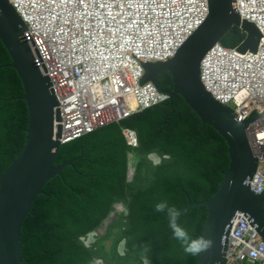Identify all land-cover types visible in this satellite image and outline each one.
I'll return each mask as SVG.
<instances>
[{"label": "trees", "instance_id": "obj_1", "mask_svg": "<svg viewBox=\"0 0 264 264\" xmlns=\"http://www.w3.org/2000/svg\"><path fill=\"white\" fill-rule=\"evenodd\" d=\"M245 35L231 33L221 41L234 50ZM10 59L0 44V165L2 172L22 153L29 114L24 90ZM167 94L173 90L167 73L157 78ZM252 121V120H250ZM134 131L136 150L127 147L122 130ZM129 155L135 175L127 180ZM161 159L154 165L149 157ZM81 158L48 183L37 198L21 235L23 264H143L140 251L149 245L150 264H198L173 239L166 214L155 205L167 201L180 212L189 204L212 200L230 166L228 146L176 96L172 101L135 115L61 146L55 166ZM117 204L128 215L115 216L107 232L90 249L83 239L105 227ZM208 214L205 208L180 215L178 223L193 238L203 236ZM127 241L126 255L118 252ZM109 244V245H107Z\"/></svg>", "mask_w": 264, "mask_h": 264}, {"label": "built area", "instance_id": "obj_2", "mask_svg": "<svg viewBox=\"0 0 264 264\" xmlns=\"http://www.w3.org/2000/svg\"><path fill=\"white\" fill-rule=\"evenodd\" d=\"M26 27L37 68L45 66L60 106L62 146L169 101L152 84L138 87L140 65L166 63L206 22L208 0H7ZM242 21L261 34L257 54L215 46L201 83L219 104L250 124L259 169L249 184L264 194V0H235ZM72 29V31H70ZM95 37H101L103 41ZM135 60H134V59ZM74 105V106H70ZM252 120V121H250ZM127 145L137 135L123 131ZM135 175L129 155L128 182ZM226 264H264V242L243 214L232 223Z\"/></svg>", "mask_w": 264, "mask_h": 264}, {"label": "water", "instance_id": "obj_3", "mask_svg": "<svg viewBox=\"0 0 264 264\" xmlns=\"http://www.w3.org/2000/svg\"><path fill=\"white\" fill-rule=\"evenodd\" d=\"M208 18L204 25L166 63L140 65L144 76L138 87L151 83L158 88L157 78L167 73L173 84L170 101L176 96L210 127L228 146L230 166L216 196L203 203L189 204L180 212L205 208L208 218L203 236L214 241L213 248L199 257L198 264H226L228 241L237 214H243L264 242V194L251 192L259 168V158L249 144L242 122L228 107L217 103L201 83L200 66L206 54L239 28L246 35L242 54H256L261 40L257 28L239 18L235 0H208ZM26 27L7 0H0V44L6 51L10 68L18 75L24 90L29 124L25 147L20 156L2 172L0 165V264H23L21 235L32 207L48 183L60 177L66 168L81 158L56 167L62 146V123L59 103L45 66L37 68L32 51L25 43ZM134 59V58H133ZM135 60V59H134ZM150 161L161 159L157 155ZM158 164V165H159ZM109 224V221L105 223ZM95 235L83 239L89 248Z\"/></svg>", "mask_w": 264, "mask_h": 264}, {"label": "clouds", "instance_id": "obj_4", "mask_svg": "<svg viewBox=\"0 0 264 264\" xmlns=\"http://www.w3.org/2000/svg\"><path fill=\"white\" fill-rule=\"evenodd\" d=\"M209 14V13H208ZM208 18V17H207ZM240 18V17H239ZM241 20V19H240ZM243 22H247V21H242L241 20V23ZM247 23H250V22H247ZM252 24V23H250ZM204 25V24H203ZM254 25V24H253ZM255 26V25H254ZM256 27V26H255ZM258 30V29H257ZM259 31V30H258ZM238 32H241L242 34H244L241 30V27L239 28ZM260 33V32H259ZM245 35V34H244ZM261 35V34H260ZM246 37V35H245ZM189 40V39H188ZM246 40V38H245ZM261 41V40H260ZM245 42V41H244ZM244 42H242L244 44ZM260 44V43H259ZM218 45H221V44H218ZM217 46V45H216ZM240 46V45H239ZM238 46V47H239ZM237 47V48H238ZM243 47V45H242ZM259 47V46H258ZM224 48V47H223ZM236 48V49H237ZM229 50V49H228ZM211 51V50H210ZM209 51V52H210ZM258 51V50H257ZM208 52V53H209ZM240 52H241V49H240ZM207 53V54H208ZM206 54V55H207ZM251 54V53H250ZM257 54V53H256ZM255 55V54H254ZM203 61V60H202ZM202 63V62H201ZM200 76H201V66H200ZM148 84H151V83H148ZM153 85V84H152ZM154 86V85H153ZM155 87V86H154ZM157 88V87H156ZM158 89V88H157ZM161 92V91H160ZM161 93H164L163 91ZM167 94V93H165ZM169 95V94H168ZM170 98V97H169ZM170 101V99H169ZM168 101V102H169ZM167 103V102H166ZM165 104V103H164ZM163 105V104H162ZM221 105V104H220ZM160 106V105H159ZM223 106V105H222ZM158 107V106H157ZM156 108V107H155ZM229 108V107H228ZM154 109V108H153ZM230 109V108H229ZM152 110V109H151ZM231 110V109H230ZM148 111V110H147ZM232 111V110H231ZM234 113V112H233ZM142 114V113H140ZM235 114V113H234ZM138 115V114H137ZM135 116V115H133ZM131 116V117H133ZM130 117V118H131ZM129 119V118H128ZM126 119V120H128ZM126 120H123L122 122L126 121ZM121 123V122H120ZM119 123V124H120ZM116 124V123H115ZM113 125V124H111ZM110 126V125H108ZM107 127V126H106ZM105 128V127H103ZM101 128V129H103ZM100 130V129H99ZM124 130H127V129H123L122 130V136H123V131ZM98 131V130H97ZM131 131V130H129ZM96 132V131H95ZM134 132V131H132ZM135 133V132H134ZM93 134V133H92ZM136 134V133H135ZM91 135V134H90ZM124 138V136H123ZM138 139V138H137ZM125 140V138H124ZM126 142V140H125ZM127 145V143H126ZM128 148H130L128 145H127ZM131 149V148H130ZM133 150H136V149H133ZM150 158H152L150 156ZM159 160L158 159H153V164L154 165H158L159 164ZM135 169V167H134ZM259 169V168H258ZM258 172V171H257ZM128 174H129V169H128ZM128 174H127V180H128ZM257 174V173H256ZM256 176V175H255ZM254 179V178H253ZM250 184V183H249ZM252 192V191H251ZM253 193V192H252ZM123 204H117L115 207H114V212L111 214V217L107 220L109 221L110 223L112 222V219L115 217V216H118V215H122V214H125L126 217L128 215V212L126 211L125 207L122 206ZM155 211L158 212V213H164L166 214V217H167V220H168V225L172 231V235H173V239L177 240L178 242H180V244L182 245L183 247V250H184V253L187 255V256H191V257H200L202 256V254L206 253V252H209L213 246H214V241H212L211 239H208L206 238L205 236H200V237H197V238H193L189 235L188 231L183 228L179 223H178V220H179V217H180V211L174 207V206H169V204L167 203V201H161L159 203H157L155 205ZM106 221V222H107ZM105 222V223H106ZM110 225V224H109ZM108 225V226H109ZM107 226V227H108ZM105 228V227H104ZM107 230V228H106ZM97 233V232H96ZM94 233V235L96 234ZM230 237V236H229ZM88 238V237H87ZM87 238L85 240H87ZM87 243V241H86ZM85 243V246H87ZM126 244H127V241H122L121 244H120V247L118 249V252L121 256L123 255H126V252H127V249H126ZM91 247H89L88 249H90ZM150 251V247L149 245H144L140 251V257H141V260L143 262V264H150V261L148 259V255L147 253ZM94 264H102V261L100 260H96L94 261Z\"/></svg>", "mask_w": 264, "mask_h": 264}, {"label": "flooded vegetation", "instance_id": "obj_5", "mask_svg": "<svg viewBox=\"0 0 264 264\" xmlns=\"http://www.w3.org/2000/svg\"><path fill=\"white\" fill-rule=\"evenodd\" d=\"M123 206V205H122ZM124 207V206H123ZM102 229H104V228H102ZM101 229V230H102ZM101 230H99L96 234H95V237H94V240L92 241V243L90 244V247L92 246V245H95L96 244V242H97V238L99 237V236H103V234H101ZM106 232H107V230L105 231V234H106ZM88 242V241H87ZM119 247H120V245H119ZM119 249V248H118ZM102 264H103V262H102Z\"/></svg>", "mask_w": 264, "mask_h": 264}, {"label": "rangeland", "instance_id": "obj_6", "mask_svg": "<svg viewBox=\"0 0 264 264\" xmlns=\"http://www.w3.org/2000/svg\"><path fill=\"white\" fill-rule=\"evenodd\" d=\"M109 224H110V222H109ZM109 224H108V225H109ZM108 225H106V226H108ZM106 228H107V227H106ZM106 228H104V229L101 230V234H103V235L105 234ZM107 245H109V244H107Z\"/></svg>", "mask_w": 264, "mask_h": 264}, {"label": "bare ground", "instance_id": "obj_7", "mask_svg": "<svg viewBox=\"0 0 264 264\" xmlns=\"http://www.w3.org/2000/svg\"><path fill=\"white\" fill-rule=\"evenodd\" d=\"M70 31H72V29H71ZM96 38H97L98 40H100V41H103V40L101 39V37H95V39H96ZM70 106L72 107V106H74V105H70ZM61 112H62V111H61Z\"/></svg>", "mask_w": 264, "mask_h": 264}]
</instances>
